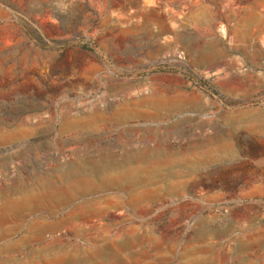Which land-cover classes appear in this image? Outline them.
<instances>
[{
	"label": "rangeland",
	"instance_id": "rangeland-1",
	"mask_svg": "<svg viewBox=\"0 0 264 264\" xmlns=\"http://www.w3.org/2000/svg\"><path fill=\"white\" fill-rule=\"evenodd\" d=\"M0 264H264V0H0Z\"/></svg>",
	"mask_w": 264,
	"mask_h": 264
}]
</instances>
